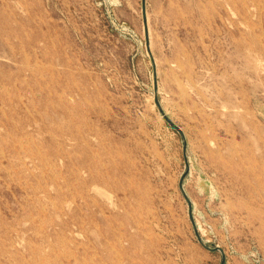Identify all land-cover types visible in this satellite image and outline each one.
<instances>
[{
	"label": "rangeland",
	"instance_id": "1",
	"mask_svg": "<svg viewBox=\"0 0 264 264\" xmlns=\"http://www.w3.org/2000/svg\"><path fill=\"white\" fill-rule=\"evenodd\" d=\"M0 264H264V0H0Z\"/></svg>",
	"mask_w": 264,
	"mask_h": 264
},
{
	"label": "bare ground",
	"instance_id": "2",
	"mask_svg": "<svg viewBox=\"0 0 264 264\" xmlns=\"http://www.w3.org/2000/svg\"><path fill=\"white\" fill-rule=\"evenodd\" d=\"M191 85L194 87L193 83H191ZM239 172H240V178L238 181H240L241 183L239 184V187L238 188V193L242 194V197H245L247 196V199H248V203L249 205L248 206H255V205H258L257 202H254V199H253V192L256 191L259 186H260V180L257 179V183L255 185L253 184H250L249 182H247V177H248V174L246 171H241L239 169ZM259 199H260V202H262V196L259 195ZM232 196H230L231 198ZM233 198V197H232ZM263 203V202H262ZM249 209V208H248ZM241 210V209H239ZM252 210V209H251ZM241 214L240 211H238V215ZM250 215H252V212H250Z\"/></svg>",
	"mask_w": 264,
	"mask_h": 264
}]
</instances>
